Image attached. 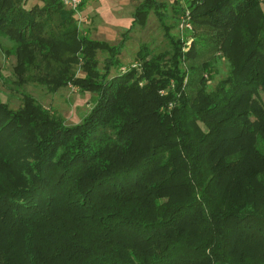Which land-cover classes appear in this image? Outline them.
I'll list each match as a JSON object with an SVG mask.
<instances>
[{
    "label": "trees",
    "instance_id": "obj_1",
    "mask_svg": "<svg viewBox=\"0 0 264 264\" xmlns=\"http://www.w3.org/2000/svg\"><path fill=\"white\" fill-rule=\"evenodd\" d=\"M185 7L193 36L175 37ZM168 10L136 5L131 27L153 11L169 48L126 67L124 40L90 38L61 0H0L21 94L0 99V264H264V0ZM207 53L228 64L211 89ZM51 58L36 80L90 94L78 123L21 91Z\"/></svg>",
    "mask_w": 264,
    "mask_h": 264
},
{
    "label": "rangeland",
    "instance_id": "obj_2",
    "mask_svg": "<svg viewBox=\"0 0 264 264\" xmlns=\"http://www.w3.org/2000/svg\"><path fill=\"white\" fill-rule=\"evenodd\" d=\"M141 1L130 0L129 4L126 5L122 0H84L86 4L84 7L88 11L87 15L90 16V24L86 28L88 36L92 39L107 41L110 44L119 43L121 39H123V46L119 54H117L116 60L126 67L134 60L140 46L144 44L149 46L154 52L169 48V43L164 36V31L156 16L153 14V11L148 12L144 24H136L131 27L132 13L136 5ZM157 1L164 2V4L168 6L169 15L172 14L171 8L175 1L185 4V0ZM133 5L135 6L132 13H130L129 9ZM82 10H80V13ZM129 13L131 19H126ZM190 16V11L185 7L184 14L179 16L178 25L172 26L170 30L175 37L185 38V36H193L194 26L190 22ZM167 21L174 24L171 17H169ZM114 22L116 24H112ZM83 24H86V22H80L79 26L81 30L84 28ZM99 25L101 27H99ZM104 27H107V29ZM130 27V32L123 35L122 33ZM97 28L99 34L96 32ZM203 29L204 27H200L197 28V31H202ZM191 38L185 39L186 45L183 46V49L186 48L187 44L189 46ZM103 57L104 54L99 52L98 58L100 61ZM209 58L213 61L216 70L213 79L209 80V88L211 89L220 78L226 75L228 64L224 57H210V54L207 53L204 59ZM15 62L16 56L14 55V47L11 45V42H8L5 37L0 34V74L3 76L0 78V99L7 102L8 106L12 109H16L21 101V94L17 91L18 89L15 88V84L12 83V80L15 78V74L13 73ZM59 66H61L60 62L52 58L46 61L38 60L36 64L28 70L30 76H27L28 82L21 86V91L30 94L34 100L37 103H41L44 108L50 109L51 112L61 115L64 118L63 122L65 124L72 125L80 122L81 118L89 111L91 107L90 94L79 93L77 87L72 84L61 86L55 91H50L44 84L36 80L37 77L40 76V72L54 73Z\"/></svg>",
    "mask_w": 264,
    "mask_h": 264
},
{
    "label": "crops",
    "instance_id": "obj_3",
    "mask_svg": "<svg viewBox=\"0 0 264 264\" xmlns=\"http://www.w3.org/2000/svg\"><path fill=\"white\" fill-rule=\"evenodd\" d=\"M129 1L130 0H122V2L123 3H125L126 5L127 4H129ZM141 1V0H140ZM125 5V6H126ZM85 6H86V4H85ZM134 6L135 5H133V6H131V8L129 9V12L130 13H132V10H133V8H134ZM130 13L129 14H127V18L126 19H131V16H130ZM81 16L84 18V19H86V24H83L84 25V28H83V32L84 33H86V28L89 26V24H90V16L89 15H87L88 14V11L86 10V8L84 7V9L81 11ZM90 14V13H89ZM120 19H121V17H120ZM132 20V19H131ZM112 24H116L115 22L114 23H112ZM112 26V25H111ZM99 27H101L100 25H99ZM110 27V26H109ZM105 28V27H104ZM101 29V28H100ZM105 29H107V27L105 28ZM108 30H110V29H108ZM96 32L99 34V32H98V28L96 29Z\"/></svg>",
    "mask_w": 264,
    "mask_h": 264
},
{
    "label": "built area",
    "instance_id": "obj_4",
    "mask_svg": "<svg viewBox=\"0 0 264 264\" xmlns=\"http://www.w3.org/2000/svg\"><path fill=\"white\" fill-rule=\"evenodd\" d=\"M65 6H67L68 8L74 10V15L76 16L78 22H86V19H84L81 14L80 11L78 10L79 5L81 4V0H61ZM185 22V21H184Z\"/></svg>",
    "mask_w": 264,
    "mask_h": 264
}]
</instances>
